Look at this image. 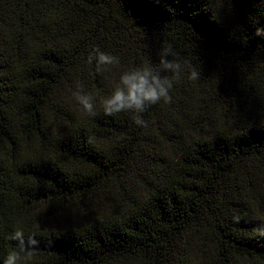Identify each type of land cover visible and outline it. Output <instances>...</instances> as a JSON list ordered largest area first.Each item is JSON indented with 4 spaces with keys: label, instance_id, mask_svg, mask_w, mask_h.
<instances>
[{
    "label": "trees",
    "instance_id": "trees-1",
    "mask_svg": "<svg viewBox=\"0 0 264 264\" xmlns=\"http://www.w3.org/2000/svg\"><path fill=\"white\" fill-rule=\"evenodd\" d=\"M163 44L199 79L105 116ZM16 230L18 264H264V0H0V264Z\"/></svg>",
    "mask_w": 264,
    "mask_h": 264
},
{
    "label": "clouds",
    "instance_id": "clouds-1",
    "mask_svg": "<svg viewBox=\"0 0 264 264\" xmlns=\"http://www.w3.org/2000/svg\"><path fill=\"white\" fill-rule=\"evenodd\" d=\"M257 34H260V30ZM87 62H94L98 73L120 64L119 57L102 52L98 47L88 54ZM184 72H187L189 81H196L200 77V73L189 60L181 59L171 44H163L158 64L154 65L149 61L120 74L111 94L99 101L103 114L112 117L129 112L133 114L136 125L146 127L142 114L147 108L161 101L165 104L171 103L170 92ZM72 97L83 114L89 117L96 115L95 97L86 93L82 86L73 91ZM8 239L15 242V248L7 254L3 264H18L21 253L31 256L39 249L40 241L34 236L25 239L22 230L14 231Z\"/></svg>",
    "mask_w": 264,
    "mask_h": 264
}]
</instances>
